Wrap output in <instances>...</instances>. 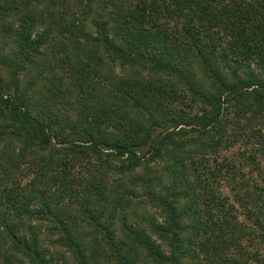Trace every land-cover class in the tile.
Segmentation results:
<instances>
[{"label": "trees", "instance_id": "obj_1", "mask_svg": "<svg viewBox=\"0 0 264 264\" xmlns=\"http://www.w3.org/2000/svg\"><path fill=\"white\" fill-rule=\"evenodd\" d=\"M80 217L116 264H264V0H0V264H53L37 219L87 264Z\"/></svg>", "mask_w": 264, "mask_h": 264}, {"label": "rangeland", "instance_id": "obj_2", "mask_svg": "<svg viewBox=\"0 0 264 264\" xmlns=\"http://www.w3.org/2000/svg\"><path fill=\"white\" fill-rule=\"evenodd\" d=\"M87 1V0H85ZM103 5V4H102ZM102 5L100 6L99 2L94 3V9L92 11H89V27H88V31L93 33L94 35L97 34V28L95 26L92 25V23L97 20L99 18L97 11L101 12L103 11L105 13V17L104 19H110V15L107 14V10H112L110 8H107L105 10H103ZM74 12L79 10V7L76 6L74 4V8H73ZM83 13H79L76 16H80ZM67 16V15H66ZM69 15L67 16V19H69ZM46 27V25H41L39 28L40 30H44V28ZM56 34V33H55ZM54 34V35H55ZM53 46L57 47L59 46V38H55ZM6 52H10L9 49H12V42L11 40L7 39L6 40ZM45 53L47 54L52 47L48 46L45 47ZM103 50V48L101 49ZM50 53V52H49ZM51 55V54H50ZM49 55V56H50ZM55 58L54 56H50L49 59H53L52 61L58 59L59 61V52H56ZM83 57L85 59V61H87L89 59V56L86 54H83ZM118 69H120L119 67L117 68V71H119ZM148 70V69H147ZM147 70H145L147 72ZM58 71V70H57ZM149 72V71H148ZM57 73L62 74L61 70H59ZM58 75V74H57ZM49 76V74H48ZM160 130V129H159ZM237 148H234L232 150H236ZM166 162V160L162 161V164H164ZM160 164V165H162ZM128 187V186H127ZM224 191L228 192V188L224 187L223 188ZM113 199V196L111 197ZM139 198L141 197H136L135 195L131 196V199L126 198L125 200H122V205H120L121 207L118 210H115V215H116V220H115V225H113V229L114 231H116V241L117 242H121V241H126L127 243L130 242V239L127 237V235H125L126 233L123 232V229L125 228V224L127 223L128 225H136V226H143V227H147L146 226V220L143 219L145 216L148 217L149 214H152L153 216H158L154 209L148 205L145 204H140L139 203ZM74 214H76V211ZM162 219L159 218V221H161ZM38 226L42 228V237H44L45 239V244L46 247L50 250L48 257L53 259V264H79L78 263V259L75 258V253L74 250L71 249L68 246L65 245H61V235L56 232V233H51L50 231V227L52 226V223L50 221H45V220H40L37 219L33 222L32 226ZM53 228V226H52ZM75 229V232L78 235H82L81 240L83 241V243H87V245H84V247H87L86 250V260H87V264H116L115 261L111 260V259H105L104 256H99L98 251H97V245H99L101 248H108L106 242L104 241V238L101 237L100 235V239L98 241V244L96 245L95 239L93 238V234H95V231L93 230L91 223L87 220H82V218L80 217V219H78V221L76 222L75 226L73 227ZM154 238H156L155 235H153ZM101 242V244H100ZM123 247H126L125 244H123ZM8 251H12V250H8ZM6 251V252H8ZM5 252V250H4ZM5 252V253H6ZM96 252L95 255H93V253ZM5 257L6 254L3 253V255H0V262L5 263ZM142 258H140L139 260L141 261ZM100 261V262H98ZM13 264H17L16 262H14ZM26 264H30V263H26ZM146 264H153L152 262H147Z\"/></svg>", "mask_w": 264, "mask_h": 264}]
</instances>
